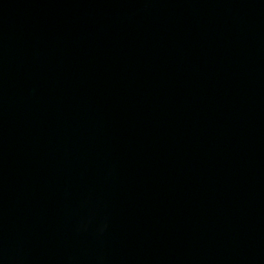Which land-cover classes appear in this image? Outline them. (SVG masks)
Segmentation results:
<instances>
[{"label": "water", "instance_id": "1", "mask_svg": "<svg viewBox=\"0 0 264 264\" xmlns=\"http://www.w3.org/2000/svg\"><path fill=\"white\" fill-rule=\"evenodd\" d=\"M0 264H264V0H0Z\"/></svg>", "mask_w": 264, "mask_h": 264}]
</instances>
